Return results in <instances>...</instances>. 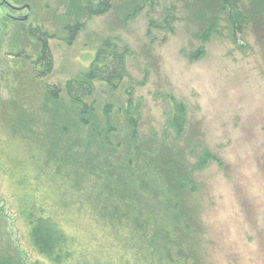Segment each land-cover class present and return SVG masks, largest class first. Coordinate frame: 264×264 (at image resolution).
Masks as SVG:
<instances>
[{"label": "rangeland", "instance_id": "rangeland-1", "mask_svg": "<svg viewBox=\"0 0 264 264\" xmlns=\"http://www.w3.org/2000/svg\"><path fill=\"white\" fill-rule=\"evenodd\" d=\"M144 2L137 13L139 0H112L94 17L83 0H0V264H49L19 220L13 175L40 171L57 152L65 154L57 169L65 168L68 138L60 131L85 118L83 104L94 107L98 125L111 105L121 128L130 90L143 142L164 144L186 167L206 151L220 161L195 173L189 200L205 260L264 264V0H240L246 22L236 34L219 0ZM33 33L47 36L49 73L37 64L44 46ZM108 42L125 55L129 79L116 92L95 83L83 104L72 103L67 83L80 80ZM173 99L187 114L180 136L170 122ZM45 169L55 190L57 169Z\"/></svg>", "mask_w": 264, "mask_h": 264}, {"label": "trees", "instance_id": "trees-1", "mask_svg": "<svg viewBox=\"0 0 264 264\" xmlns=\"http://www.w3.org/2000/svg\"><path fill=\"white\" fill-rule=\"evenodd\" d=\"M144 1L139 0L135 12ZM219 1L234 34L241 31L246 17L240 0ZM83 2V9L94 17L112 9V0ZM80 29L76 25L73 36ZM39 34L34 35L39 42L46 39ZM40 60L50 72L52 57L46 45ZM89 67L80 80L66 85L74 104L91 97L95 83L116 92L129 79L125 55L110 42L97 50ZM128 95L126 106L119 109L121 128L111 122V105L104 110L106 124L98 125L91 115L94 107L88 104H83L81 122L71 119L63 126L60 133L67 135L70 154L62 160L65 168L57 169V158L65 155L57 152L53 161L43 159L40 171L13 175L20 189L15 196L19 220L28 229L30 244L49 264H209L189 200L198 189L195 173L220 161L206 151L186 167L168 154L171 150L164 144L143 142L140 107L132 100L131 90ZM171 103V127L180 136L187 123L186 110L175 99ZM48 164L57 169L54 174L61 180L55 190L52 171L45 169Z\"/></svg>", "mask_w": 264, "mask_h": 264}, {"label": "flooded vegetation", "instance_id": "flooded-vegetation-1", "mask_svg": "<svg viewBox=\"0 0 264 264\" xmlns=\"http://www.w3.org/2000/svg\"><path fill=\"white\" fill-rule=\"evenodd\" d=\"M71 33H72V32H71ZM41 36H42V35H41ZM43 36H44V38H45L46 35L44 34ZM72 36H73V33H72ZM46 37H47V36H46ZM71 38H73V37H71ZM38 41H39V40H38ZM71 41H72V39H71ZM40 42H42V46H45V45H46V46L48 47V49H49V53H50V57H51V52H50V48H49V46L47 45V40H46V39L43 40V39L41 38V39H40ZM40 42H39V43H40ZM38 58H39V61H42V60H40V55H39ZM37 64L40 65V67H41L42 69L44 68V65H43V64H39V63H37ZM45 72H46V73H49V72H48V69H45V71H44L43 73H45Z\"/></svg>", "mask_w": 264, "mask_h": 264}]
</instances>
